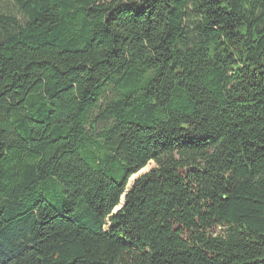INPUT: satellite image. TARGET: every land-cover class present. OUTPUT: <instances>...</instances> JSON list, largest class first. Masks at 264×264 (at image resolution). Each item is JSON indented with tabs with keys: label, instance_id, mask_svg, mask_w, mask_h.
<instances>
[{
	"label": "trees",
	"instance_id": "trees-1",
	"mask_svg": "<svg viewBox=\"0 0 264 264\" xmlns=\"http://www.w3.org/2000/svg\"><path fill=\"white\" fill-rule=\"evenodd\" d=\"M0 264H264V0H0Z\"/></svg>",
	"mask_w": 264,
	"mask_h": 264
},
{
	"label": "rangeland",
	"instance_id": "rangeland-1",
	"mask_svg": "<svg viewBox=\"0 0 264 264\" xmlns=\"http://www.w3.org/2000/svg\"><path fill=\"white\" fill-rule=\"evenodd\" d=\"M108 97H111L112 98V95H108ZM108 99H105L104 101L101 102V105L104 106L106 103H107ZM100 129L102 130L103 129V126H100ZM155 164L154 163H151L150 165H148L145 169H143L141 172H139L137 175L140 176L141 173H147L149 172L152 168H154ZM137 175H135L134 177H132L130 179V184L133 183L134 179H137ZM220 229L217 230V233H220Z\"/></svg>",
	"mask_w": 264,
	"mask_h": 264
},
{
	"label": "water",
	"instance_id": "water-1",
	"mask_svg": "<svg viewBox=\"0 0 264 264\" xmlns=\"http://www.w3.org/2000/svg\"><path fill=\"white\" fill-rule=\"evenodd\" d=\"M141 171H142V170H141ZM141 171H140V172H141ZM142 174H143V173H141L140 176H141ZM137 176H138V175H137ZM138 177H139V176H138ZM138 177H137V178H138ZM134 180H135V179H134ZM120 209H121V208H118V209H116V211H118V210H120Z\"/></svg>",
	"mask_w": 264,
	"mask_h": 264
}]
</instances>
